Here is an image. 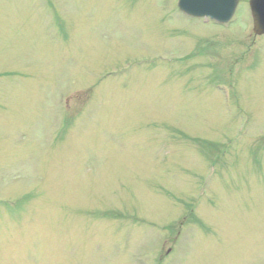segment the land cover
Listing matches in <instances>:
<instances>
[{
  "label": "rangeland",
  "instance_id": "rangeland-1",
  "mask_svg": "<svg viewBox=\"0 0 264 264\" xmlns=\"http://www.w3.org/2000/svg\"><path fill=\"white\" fill-rule=\"evenodd\" d=\"M241 1L221 25L177 0H0V264H264Z\"/></svg>",
  "mask_w": 264,
  "mask_h": 264
},
{
  "label": "water",
  "instance_id": "water-1",
  "mask_svg": "<svg viewBox=\"0 0 264 264\" xmlns=\"http://www.w3.org/2000/svg\"><path fill=\"white\" fill-rule=\"evenodd\" d=\"M238 0H180V5L194 15H212L228 20L237 6ZM255 18V32H264V0H251Z\"/></svg>",
  "mask_w": 264,
  "mask_h": 264
}]
</instances>
